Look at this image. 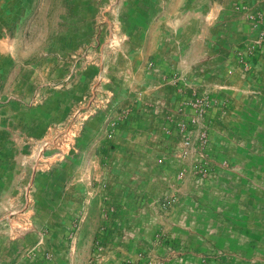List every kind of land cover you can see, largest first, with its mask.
I'll return each instance as SVG.
<instances>
[{"label": "rangeland", "instance_id": "1", "mask_svg": "<svg viewBox=\"0 0 264 264\" xmlns=\"http://www.w3.org/2000/svg\"><path fill=\"white\" fill-rule=\"evenodd\" d=\"M252 1L0 0V8L9 10L13 23L0 32V223L7 235L13 236L17 230H34L45 239L51 231L57 235V222L46 225L49 216L38 207L49 203L65 205V189L71 185L80 188L86 158L91 160L98 153L93 143L97 135L91 132L100 128L108 137L118 126L128 124L136 117L140 100L145 103L142 94L146 86L155 83V87H160L164 80L186 96L180 100L177 115L169 110L162 129L171 141L166 157L181 165L176 179H191L200 189L190 204L201 210V249L188 243L179 246L159 231L151 246L137 248L121 264H150L151 258L160 253L169 260L177 258L176 264H264V259L257 260L256 255L249 254L250 259L242 260L240 251L225 254L222 249L214 250L208 239L211 220V227L220 224L222 231L229 222L228 227L234 232L240 228L235 222L241 220V213L233 212L232 225L224 212L230 191L221 177L236 169L241 171V165L234 163L240 157L256 161L264 158V144H257L260 134L255 129L248 130L245 147L225 148L223 124L230 107L223 68L226 62H232L247 80L256 79V56L263 36L250 37L251 41L242 45L234 37L231 52L228 50L231 58H226L223 47L217 49V63L222 69L217 70L215 94L187 85L190 78H205L207 69L186 72L191 70L183 66L167 69L163 65L169 60L207 59L203 57L209 38L205 37L206 32L200 38L197 31L209 29V13L214 11L218 14V47L225 39L220 34L225 14L237 25L241 19L250 22V30H256ZM48 10L51 21L43 17ZM36 12L42 13L40 19ZM203 39L204 45L197 43ZM178 50L181 55L175 53ZM134 59L137 69L122 67ZM117 63L121 68L113 67ZM225 71L228 75L236 72L232 68ZM212 119L220 124L215 127ZM86 141L91 144L84 147L82 142ZM243 167L250 172L256 166ZM89 168L93 172L95 165ZM215 183L217 193L210 189ZM235 195L234 205L240 208L247 204L240 193ZM180 202L178 195H172L161 198L158 204L169 211ZM214 206L220 208L219 216ZM251 215L255 216L245 214ZM193 218L196 219V213H189L188 220ZM37 221L44 225L38 228ZM74 228L76 232L79 227ZM100 230L89 264L106 261L105 225ZM52 256L45 254L47 259ZM180 257L183 258L178 261ZM155 261L153 264H165L168 260Z\"/></svg>", "mask_w": 264, "mask_h": 264}, {"label": "crops", "instance_id": "2", "mask_svg": "<svg viewBox=\"0 0 264 264\" xmlns=\"http://www.w3.org/2000/svg\"><path fill=\"white\" fill-rule=\"evenodd\" d=\"M250 5L252 14H255L256 30H250V22H243L241 19L242 22L237 25L225 14V26L220 30L225 39L218 47L215 39L218 14L214 11L209 13V29L199 28L197 31L200 38L203 32L209 38L208 51L203 57L207 59L193 62L169 60L163 65L167 69L183 66L184 69L191 70L186 72H196L202 67L207 69L208 75L205 78H190L187 85L198 87L199 90L208 89L215 94L217 70L222 69L217 63V49L223 47L226 58L228 55L231 58L228 50L231 52L234 37L238 38L236 42L239 41L241 45L251 41L250 37L261 35L264 38V0H253ZM49 10L43 16L47 21H51ZM8 13L6 8H0V32L7 25H13ZM37 14L40 19L42 13ZM53 28L55 29V25ZM212 37L214 39L211 40ZM204 42V39L197 41L202 45ZM262 43L256 56L259 73L256 79L247 80L240 75V69L235 63L226 62L228 64L225 66L228 67L223 68L226 75L225 95L230 98V107L223 121L224 147L227 149L245 147L246 134L253 129L260 134L257 144H264V39ZM175 53L182 54L179 50ZM119 65L117 63L113 67L119 69ZM137 65L134 59L122 67L135 70ZM228 68L236 70L235 74L228 75L225 71ZM114 75L112 73L111 77L114 78ZM159 84L162 88L155 87V83L146 86L142 94L145 103L140 100L136 117L131 118L128 124L118 126L108 137L100 132V128L91 132L92 135H97L93 143L98 153L91 160L86 158V173L81 174L80 188L74 189L71 185L65 189V205L61 207L49 203L38 207L40 212L49 216V220L45 221L46 225L51 226V223L57 222V235L51 231L45 239L34 230H17L15 235L8 236L0 223V264H89L95 240L104 225L107 253L104 264H121L125 257L136 253L137 248L151 246L159 231L176 240L179 246L188 243L192 248L201 249V210L190 204L192 197L199 195L200 189L194 186L191 179L184 182L176 179V172L181 165L166 157L171 141H168V134L162 129L169 110L172 109L177 115L180 111V100H184L186 96L178 93L173 85L164 80ZM148 103L154 105L149 107ZM246 117L249 118L248 121ZM212 120L215 127L220 124L219 121ZM82 144L87 147L91 142ZM161 158H164L163 162ZM234 161L236 165H241V171L236 169L221 177L226 181L224 187L230 191L228 198L232 197L231 200L226 198L224 212L228 214L232 224L233 212L239 211L241 220L235 223H239L240 228L234 232L233 228L228 227L229 222L222 231L218 226L220 224L212 228L214 222L211 220L209 245L214 250L222 249L225 254L240 251L242 260L250 259L247 256L249 254H252L251 257L256 255L257 260H261L264 259V173L261 172L264 170V158L256 161L255 158L240 157ZM92 164L95 165V170L90 172L89 165ZM243 165L256 167L249 172ZM216 184L210 186V189L217 193L219 189ZM236 192L247 201L245 206L239 208V205H234L233 197L236 202ZM172 195H178L181 202L171 210L164 211L158 202L161 198ZM49 197L51 199L52 196ZM214 210L219 216L220 208L214 206ZM189 213H196V219L188 220ZM252 213L255 216H245ZM36 224L39 225L38 228L44 225L38 221ZM75 225L79 227L76 232ZM186 239L189 242H185ZM48 252L53 255L51 259L45 257ZM161 256L162 253L154 255L150 264L156 262L155 260H168L165 264L177 263V258L169 260ZM182 258H178V261ZM192 258L195 256L192 255Z\"/></svg>", "mask_w": 264, "mask_h": 264}]
</instances>
